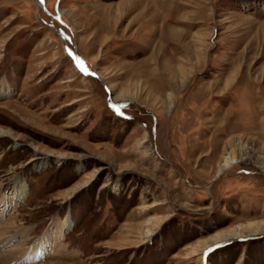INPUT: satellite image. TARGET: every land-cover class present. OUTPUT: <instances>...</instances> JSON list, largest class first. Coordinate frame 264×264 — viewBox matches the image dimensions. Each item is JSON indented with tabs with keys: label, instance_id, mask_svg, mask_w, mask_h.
<instances>
[{
	"label": "rangeland",
	"instance_id": "obj_1",
	"mask_svg": "<svg viewBox=\"0 0 264 264\" xmlns=\"http://www.w3.org/2000/svg\"><path fill=\"white\" fill-rule=\"evenodd\" d=\"M2 87L1 264H264V0H0Z\"/></svg>",
	"mask_w": 264,
	"mask_h": 264
},
{
	"label": "bare ground",
	"instance_id": "obj_2",
	"mask_svg": "<svg viewBox=\"0 0 264 264\" xmlns=\"http://www.w3.org/2000/svg\"><path fill=\"white\" fill-rule=\"evenodd\" d=\"M5 92L6 90L2 87L0 89V94H5ZM121 99L122 98L119 96L115 98V100H121ZM175 99H176V96L174 94L172 93L168 94V100H169L168 110L170 109L174 110L175 108L174 100ZM4 135H11V134L8 131L0 129V137ZM222 160H223L222 163L219 165L218 169L216 170L214 174V177H213L214 182L220 181L224 172L230 170L235 164L241 163L242 161H245L246 159L240 158V160H238L235 157L225 156ZM259 168L264 172V165H260ZM23 193H24L23 190H21L19 192L17 191L10 198L2 196L0 198V206L3 207L2 210H6L11 202L14 203L15 201L20 200L21 197L23 196ZM251 224L253 225V223ZM251 224H249V226H246L247 228L246 230H243L244 228H241V227H236L232 231H227L223 234L217 235L216 237H212L213 239L207 240L206 245L213 246V245H224V244L230 243L234 241L235 239H238L239 237H243V235H241V232L248 234V236L259 235L261 237H264V221L257 224V227H255V229H253L252 226H250ZM70 228H71V221L69 220L68 217H66L65 220L57 221V223H55L53 227L50 228L46 232V234L44 235V238H42L39 241V243L36 246L38 248L37 251L39 250L41 252H47V253L55 252V254L59 253L62 249L61 245H59L60 239H62L66 231L69 230ZM7 232L8 231L6 228L0 231V240H4V241H1L0 244H5V242L6 243L9 242L10 239L13 238V237L7 236L6 235ZM146 234H147L146 236L147 239L152 235L149 231ZM200 244L202 243L200 242ZM197 246H199V244ZM2 258H5V257H4V254H1L0 252V264L2 263V260H3Z\"/></svg>",
	"mask_w": 264,
	"mask_h": 264
},
{
	"label": "snow or ice",
	"instance_id": "obj_3",
	"mask_svg": "<svg viewBox=\"0 0 264 264\" xmlns=\"http://www.w3.org/2000/svg\"><path fill=\"white\" fill-rule=\"evenodd\" d=\"M40 2L43 3L44 0H40ZM58 2H59V0H58ZM58 19H59V17H58ZM64 39H68V38H67V37H64ZM69 55H70V57L74 60V62H75V64H76V66L78 67V69H79L83 74L88 75L89 73H88L87 70L83 67V62L80 61L77 57L72 56L71 53H69ZM215 247H219V245H216ZM210 251H212V248H209V249L206 251L205 254L207 255V252H210Z\"/></svg>",
	"mask_w": 264,
	"mask_h": 264
}]
</instances>
